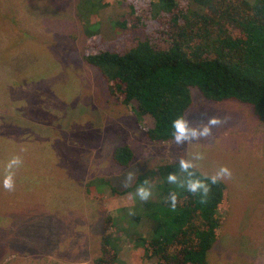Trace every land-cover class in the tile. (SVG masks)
<instances>
[{
	"label": "rangeland",
	"instance_id": "1",
	"mask_svg": "<svg viewBox=\"0 0 264 264\" xmlns=\"http://www.w3.org/2000/svg\"><path fill=\"white\" fill-rule=\"evenodd\" d=\"M75 3L12 0L1 10L7 19L0 15V240L2 249L24 246L26 252L9 251L4 262L94 264L104 233L97 196L113 220L106 232L123 228L121 264H156L141 258L140 240L126 235L127 223L138 215L136 204L141 214L150 210L148 201L161 200L157 168L183 158L208 176L221 166L232 173L222 179L228 206L218 209L224 223L206 264H264V122L248 104L212 102L193 88L184 116L193 125L213 115L224 123L197 141H151L144 129L152 118L111 100L101 75L81 59L84 33ZM125 10L115 1L100 9L96 19L104 35H111L110 20ZM121 144L134 153L127 166L112 159ZM13 157L20 163L9 169ZM9 172L12 191L3 187ZM128 173L133 176L127 186L139 174L149 179L147 201L136 195L143 185L112 194L111 186L125 187ZM142 215L149 218L142 213L128 228L145 236L152 220Z\"/></svg>",
	"mask_w": 264,
	"mask_h": 264
},
{
	"label": "trees",
	"instance_id": "2",
	"mask_svg": "<svg viewBox=\"0 0 264 264\" xmlns=\"http://www.w3.org/2000/svg\"><path fill=\"white\" fill-rule=\"evenodd\" d=\"M11 1L0 0L3 20L7 18L1 10ZM112 1L127 10L110 20L111 35L106 36L96 15ZM75 9L84 33L81 59L101 75L111 100L128 106L138 116L152 118L153 125L144 129L151 141L173 139L172 121L185 115L193 88L212 102L248 104L264 122V0H76ZM133 156L127 144L112 151L113 161L121 166L129 165ZM149 172L152 176L153 171ZM189 172L191 177L180 170L179 163L157 168L161 200L148 201L150 210L142 212L152 220L145 236L128 228L129 221L134 228L142 214L137 212L139 203L135 205L138 215L128 220L126 235L137 234L142 259L156 264L207 263V253L224 223L218 209L228 206L226 185L222 180L210 184L207 202L202 203L199 193H190L179 184L188 179L210 183L206 177L211 176L195 167ZM169 174L178 177L177 183L168 181ZM145 181L149 179L139 174L121 190L111 186L112 194H127L146 185ZM172 192L177 194L175 209L169 201ZM96 199L103 212L104 233L94 264H121L123 228L114 227L117 236L106 232L113 227V220L100 197ZM1 243L0 264H14L4 262L9 251L26 254L24 246L8 251Z\"/></svg>",
	"mask_w": 264,
	"mask_h": 264
},
{
	"label": "clouds",
	"instance_id": "3",
	"mask_svg": "<svg viewBox=\"0 0 264 264\" xmlns=\"http://www.w3.org/2000/svg\"><path fill=\"white\" fill-rule=\"evenodd\" d=\"M224 121L218 116H209L206 122L201 121L193 125L185 116H179L172 121L173 131V139L176 144H183L189 141H197L203 138H207L211 136L212 129L214 127L220 126ZM202 157L197 155L196 159H201ZM20 163L19 157H13L7 167L9 169L12 168L13 165H18ZM180 170L182 172L188 173L191 177L193 174L189 172V169L193 168L194 165L183 158L179 161ZM231 171L227 166H221L219 170L212 175L211 177H206L210 181V183H205L204 180L201 179H188L185 183L179 184V187H186L190 193L197 194L199 193L201 196V202L206 203L208 194L211 191L210 184H216L222 179L231 178ZM133 176L132 173H128L125 177V186H127V182ZM170 183H177L178 177L175 174H169L167 177ZM147 183V181H145ZM3 187L7 191H12L14 189V180L13 175L9 172L8 175L4 177ZM136 195L144 201H147L151 195V192L148 188L144 186H139L136 190ZM169 201L171 207L175 209L177 204V194L172 192L169 194Z\"/></svg>",
	"mask_w": 264,
	"mask_h": 264
},
{
	"label": "built area",
	"instance_id": "4",
	"mask_svg": "<svg viewBox=\"0 0 264 264\" xmlns=\"http://www.w3.org/2000/svg\"><path fill=\"white\" fill-rule=\"evenodd\" d=\"M83 264H86V263H83Z\"/></svg>",
	"mask_w": 264,
	"mask_h": 264
},
{
	"label": "crops",
	"instance_id": "5",
	"mask_svg": "<svg viewBox=\"0 0 264 264\" xmlns=\"http://www.w3.org/2000/svg\"><path fill=\"white\" fill-rule=\"evenodd\" d=\"M195 167V166H194ZM196 168V167H195Z\"/></svg>",
	"mask_w": 264,
	"mask_h": 264
}]
</instances>
